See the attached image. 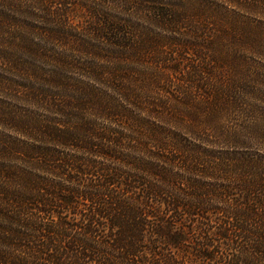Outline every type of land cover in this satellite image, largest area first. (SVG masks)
<instances>
[{"label":"trees","instance_id":"16d2710c","mask_svg":"<svg viewBox=\"0 0 264 264\" xmlns=\"http://www.w3.org/2000/svg\"><path fill=\"white\" fill-rule=\"evenodd\" d=\"M184 1L136 2L187 29L167 52L90 0H0V264H264V154L202 144H264V21Z\"/></svg>","mask_w":264,"mask_h":264},{"label":"rangeland","instance_id":"374dc122","mask_svg":"<svg viewBox=\"0 0 264 264\" xmlns=\"http://www.w3.org/2000/svg\"><path fill=\"white\" fill-rule=\"evenodd\" d=\"M95 6H97V9H100L104 16H109L112 18H115L121 22H125V25H127L126 29L132 35L140 36L144 39V43L146 45L151 44V37H154V40L161 41V43L164 46L165 50L167 52H171L172 50H177L180 48V44L187 41L189 39V33L187 32L186 28H183V31L180 32H174L171 30H167L166 28H163L161 25L153 22L149 16H151L150 13L145 12L143 10H139L136 8V2L137 1H145L148 4H155L157 6L161 7H170V6H176L181 5V0H131V4H123L122 2H115L113 0H90ZM186 1V2H185ZM185 4H187L185 7H187V10L193 11L196 8L200 7L201 9H206L207 11L209 9H220V10H226L231 12H239L241 14H244L245 17L253 20V21H264V14L259 13H253L249 12L245 9H242L236 5H232L227 0H185ZM179 8H182L179 6ZM150 14V15H149ZM12 29L13 35L10 39L14 42V28ZM142 34V35H141ZM148 54H150L151 50H148ZM175 56V55H172ZM259 59V58H258ZM264 62V60H262ZM141 67H147L149 68L151 65L149 62H145L140 64ZM5 74V73H4ZM7 77H14L10 72L6 73ZM0 98L3 101L2 104L9 106L11 108H14V97H11L8 94L0 93ZM257 104V103H256ZM259 105V101L258 104ZM8 132L13 133L12 131L6 130ZM210 139L214 140L213 138H216L215 135H210ZM246 144L244 145H236V144H225L223 142H214L212 143H202L203 147H208L210 150L213 151V154L215 155H224L225 152L234 153L236 156H241L243 153H253L255 155L259 153L264 154V144L261 143L259 140H257L255 137L251 136L250 133H246L243 135ZM10 164H14V161H11ZM175 171H179L178 168H174ZM209 181V178H205ZM213 181V180H210Z\"/></svg>","mask_w":264,"mask_h":264}]
</instances>
